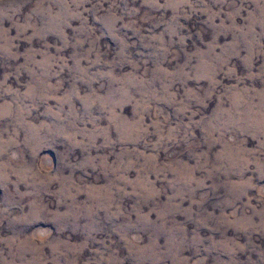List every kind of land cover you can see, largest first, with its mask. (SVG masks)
Segmentation results:
<instances>
[{
	"label": "rangeland",
	"instance_id": "1",
	"mask_svg": "<svg viewBox=\"0 0 264 264\" xmlns=\"http://www.w3.org/2000/svg\"><path fill=\"white\" fill-rule=\"evenodd\" d=\"M0 264H264V0H0Z\"/></svg>",
	"mask_w": 264,
	"mask_h": 264
}]
</instances>
